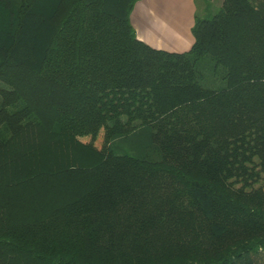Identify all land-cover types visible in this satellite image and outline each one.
<instances>
[{
    "label": "trees",
    "instance_id": "obj_1",
    "mask_svg": "<svg viewBox=\"0 0 264 264\" xmlns=\"http://www.w3.org/2000/svg\"><path fill=\"white\" fill-rule=\"evenodd\" d=\"M135 1L0 0V264H264V0Z\"/></svg>",
    "mask_w": 264,
    "mask_h": 264
},
{
    "label": "crops",
    "instance_id": "obj_2",
    "mask_svg": "<svg viewBox=\"0 0 264 264\" xmlns=\"http://www.w3.org/2000/svg\"><path fill=\"white\" fill-rule=\"evenodd\" d=\"M197 0H136L129 14L138 39L171 52L188 50Z\"/></svg>",
    "mask_w": 264,
    "mask_h": 264
},
{
    "label": "rangeland",
    "instance_id": "obj_3",
    "mask_svg": "<svg viewBox=\"0 0 264 264\" xmlns=\"http://www.w3.org/2000/svg\"><path fill=\"white\" fill-rule=\"evenodd\" d=\"M222 0H211V9H216L220 4ZM203 9H204V1L203 0H197V12L199 14H203ZM84 139H88L85 137ZM96 145L100 146L101 145V136L98 137L96 140Z\"/></svg>",
    "mask_w": 264,
    "mask_h": 264
}]
</instances>
